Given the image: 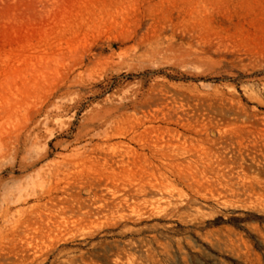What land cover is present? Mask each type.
<instances>
[{
    "label": "rangeland",
    "instance_id": "1",
    "mask_svg": "<svg viewBox=\"0 0 264 264\" xmlns=\"http://www.w3.org/2000/svg\"><path fill=\"white\" fill-rule=\"evenodd\" d=\"M0 264H264V0H0Z\"/></svg>",
    "mask_w": 264,
    "mask_h": 264
},
{
    "label": "bare ground",
    "instance_id": "2",
    "mask_svg": "<svg viewBox=\"0 0 264 264\" xmlns=\"http://www.w3.org/2000/svg\"><path fill=\"white\" fill-rule=\"evenodd\" d=\"M168 136H170L171 138L172 137H174V134H168ZM163 138H165L164 137V135H160V136H158V139H162V142H163ZM177 144V143H176ZM164 147H168L169 149H172V150H174V147H173V145H174V143H173V141H171L170 139H167V140H164V144H162ZM162 145H159V144H155V147L156 148H161L162 147ZM179 149V148H178ZM181 151V150H180Z\"/></svg>",
    "mask_w": 264,
    "mask_h": 264
}]
</instances>
